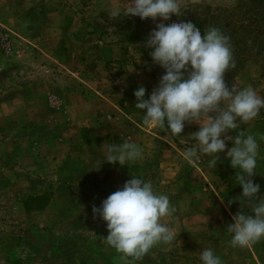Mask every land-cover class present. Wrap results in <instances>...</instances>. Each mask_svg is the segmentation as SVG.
Instances as JSON below:
<instances>
[{"label": "rangeland", "instance_id": "1", "mask_svg": "<svg viewBox=\"0 0 264 264\" xmlns=\"http://www.w3.org/2000/svg\"><path fill=\"white\" fill-rule=\"evenodd\" d=\"M125 2L127 0H120V4ZM180 3L183 15H173L169 21H164L165 24L179 22V18L184 21L218 18L231 24L232 28L244 27V32L239 31L244 37H248L246 32L249 30L262 36L264 43V0H180ZM7 8L1 9L7 13ZM107 11L105 14L99 12L101 18H93L94 28L110 32L112 40L121 43L122 47L131 48L133 56L125 61L107 63L95 52L88 59L87 69L81 66L80 61H65L67 68H75L78 75L86 74L88 81L97 80L98 85L91 87L87 82L88 85L76 88L69 111L57 95L47 91V88L44 92L42 88L44 93L40 96L45 95L47 108L54 113H48L49 110L39 103L31 108L30 118L12 120L15 123L0 120L3 130L0 133V264H121L120 254L104 241L108 236L106 223L98 215L94 218L92 209L93 206L100 207L104 199L125 183L121 181V170L111 172L112 176L108 178L104 175L103 168L108 162H104L101 147L104 143L128 140L139 144L145 156L142 162L133 165L131 171L125 172V178L127 175L131 178L140 175L151 182L159 194L167 195L177 208L173 219L162 220L177 234L172 244L158 245L159 252L167 256L159 259L152 249L138 264H164L171 258L173 264H181L177 260L180 256L189 264H200L199 254L204 248L213 249L222 264H264L258 258V245L233 248L229 243L231 237L224 230L232 224L225 217L226 189L217 176L218 172L224 171L221 167L225 162L230 164L224 158L225 154H221V161L217 162L215 169L207 166V157L189 164L183 159V151L193 142L190 136L199 130V125L186 123L181 136L164 141L160 137L165 133L145 127L142 113L135 109L133 93L138 86L146 88L147 99L164 74L160 66L152 63L151 49L144 46L150 31L161 22L160 19L154 22L151 18L141 20L129 16L114 21ZM8 12L13 13V10ZM8 17L5 14L1 18L6 25H0V32L9 36L13 52H0V64L7 60L19 62L26 59L21 49L26 39L21 36L29 34L28 26L24 22L7 23L10 20ZM235 20L241 23L238 21L237 24ZM211 22L215 24L213 20ZM61 43L66 45L64 40ZM44 61L46 69L36 73L32 71L33 75L29 71V78H40L48 85L55 82L53 75L58 72L52 71L55 67L53 63H47L45 58ZM1 74L7 75L4 70ZM3 78L5 75L0 76V79ZM225 82L229 88L250 85L264 97V50L261 56L248 60L244 70L235 78L225 79ZM95 91L101 97L120 95L121 113L116 115L121 117V134L110 132L112 129L108 126L111 124L103 122L102 113L106 114L107 105L84 110L74 100L83 96L95 102L101 98ZM93 112L98 113L99 120L95 119ZM83 115L88 116L87 119ZM63 117L72 119L66 122L70 123L69 129L64 125ZM99 121L103 123L96 124ZM73 126L75 129L71 131ZM241 130L264 133V110L256 120L242 124ZM91 131L93 134H89ZM227 147H231L230 141ZM92 150L98 154L96 158H91L89 151ZM261 150L264 153V143H261ZM261 164V170L258 169L252 179L260 185V194H264V162ZM231 171L230 179L236 175V170ZM228 173L223 172L224 175ZM105 178L109 181L106 182ZM240 190L232 197L235 212L241 211V205L235 201L242 193V188ZM261 241L264 243V240Z\"/></svg>", "mask_w": 264, "mask_h": 264}, {"label": "clouds", "instance_id": "2", "mask_svg": "<svg viewBox=\"0 0 264 264\" xmlns=\"http://www.w3.org/2000/svg\"><path fill=\"white\" fill-rule=\"evenodd\" d=\"M108 15L114 21L129 16L151 18L154 22L160 19L144 46L151 49L152 63L160 66L164 74L147 99L146 88L138 86L133 93L135 109L142 113L145 127L165 133L160 137L164 141L181 136L186 123L199 125V130L190 136L193 142L185 147L183 159L193 164L207 157V166L215 169L224 153L242 188L235 198L241 211L232 215L234 223L226 228L230 246L245 249L264 240V194L252 179L264 162V133L241 130L242 124L260 116L264 97L250 85L229 88L226 84L225 72L235 67L230 36L218 27H207L202 36L191 21L165 24L173 15H183L180 0H127L111 6ZM230 132L236 134L229 135ZM101 148L104 162L120 166L142 162L145 156L144 149L130 140L104 143ZM232 203L228 201L229 208ZM92 212L94 218L98 215L106 223L108 236L104 241L120 254L121 264H138L154 247L177 239L174 229L162 222L174 218L176 206L138 175L111 193L100 207L93 206ZM199 261L222 264L211 248L200 252Z\"/></svg>", "mask_w": 264, "mask_h": 264}, {"label": "crops", "instance_id": "3", "mask_svg": "<svg viewBox=\"0 0 264 264\" xmlns=\"http://www.w3.org/2000/svg\"><path fill=\"white\" fill-rule=\"evenodd\" d=\"M108 4L110 6L120 4V0H0V25H6L5 22H1V18H4V15L7 14L9 16L8 19H10L7 23L24 22L23 24L28 26L27 30L29 31L28 35L24 34L21 36L23 39H26V43L23 44L21 48L26 59L19 62L7 60V62L0 64V76L5 75V79H0V120L12 121L20 118H30L31 108L34 109L33 105H38L39 103L43 104V108L48 111L45 95L43 94L40 96L41 93L45 92V88H47V91H52L53 94L57 95L61 99L65 109L69 111L71 108V99H73V92H77L75 90L76 88L78 89L80 86L88 85L87 82H90L89 85H91V87L98 85L97 80L90 79V81H88L86 74L78 75L75 68H67L65 64L69 60H74L75 63L80 61L81 66L84 65L83 67L87 69L88 59H91L92 53L95 52L101 60L107 63L125 61L133 56L131 48L122 47L121 43L112 40L113 35L110 32L107 33L108 31H99L97 28H94L95 20L93 18H101L99 12L105 14L107 9L110 8L107 6ZM105 6L107 8L103 9ZM3 7H8V11L13 10V13L8 11L5 13V9H1ZM107 12H109V10ZM62 24H64L63 27ZM98 33L102 35L100 36ZM118 35L117 37L119 38L120 36ZM63 40L64 43H66L64 46L63 43H61ZM44 58L47 59V63L51 62L55 65L52 71L58 72V74L53 75L55 82L52 81V85H47L45 80L41 81L40 78L33 76L29 78V71L33 75L36 72L46 69V67L43 66L44 62H46ZM3 70L6 71L7 75H13L15 78L10 79L9 76L6 77V74H1ZM60 74L62 75L60 76ZM42 88H44V92H42ZM95 94L101 97L96 91ZM74 100L78 101L81 108L84 110L90 107H93L95 110L101 106L104 108V106L107 105L106 114L102 113L103 122H109L111 124V126H108L112 129L109 130L110 132L112 131L118 135L121 134V117L116 115L117 112L121 113L120 95L102 96L101 98H97L95 102L83 96H80L79 100L75 97ZM62 109L59 112H61ZM110 111L113 112L110 113ZM48 113L54 112L49 110ZM93 114L95 113L93 112ZM83 117L87 119L88 116L83 115ZM94 117L95 119L97 118L96 120H99L98 113L95 114ZM63 118H65L64 125L68 128L70 123L66 122H70L72 119L67 117ZM100 122L103 123L99 121V123L96 122V124H100ZM10 123L11 122H8V124ZM13 123H15V121ZM132 123L133 122L130 124L132 125ZM133 124L135 125V123ZM1 128L0 133H3ZM70 129L73 131L75 128L73 126V128ZM89 134H93V132L91 131ZM13 151L15 153V149ZM94 151L95 150L89 151L91 158H96L98 155L97 153L94 154ZM133 165L134 164L130 166H120L117 164L116 166L106 163L105 168H103L104 175L108 178L109 175L112 176L111 172L121 170V176L123 175L121 181L126 182L131 179V177L127 175L128 177L125 178V172L131 171L134 167ZM260 166H262V164ZM223 167H221V171L224 170V173H229L224 175L223 172H218L217 176L226 189L225 206L227 212H225V217L231 223H234L232 215L236 214L237 212L235 211L237 210L232 205L229 208L228 201L233 200L232 197H234L238 191H241V186L236 183L235 176L231 179L228 178L229 174L233 173L230 164L225 162ZM139 177L141 176L139 175ZM107 178H105L106 182L109 181ZM231 180H233V182H231ZM18 182L21 183L20 181ZM256 245H258L259 248L258 258L260 261L264 262V243L260 241ZM153 251L159 259L160 257L165 258L167 256L159 252L160 247L158 246L157 248L154 247ZM174 259L176 260V258ZM177 260H179L178 262H181V264H189V262L187 260L184 261L181 256L178 257ZM170 261L173 262V258L167 260L164 264H173Z\"/></svg>", "mask_w": 264, "mask_h": 264}, {"label": "trees", "instance_id": "4", "mask_svg": "<svg viewBox=\"0 0 264 264\" xmlns=\"http://www.w3.org/2000/svg\"><path fill=\"white\" fill-rule=\"evenodd\" d=\"M212 20L215 22V24L211 22ZM181 21L184 20H182V18H179V22ZM238 21L235 20L237 24ZM191 22L197 28L200 29L202 36L204 34V30L207 27H218L226 35L230 36L231 45L233 49V56L235 60V67L225 72L224 74L225 79L235 78L236 75H238L241 71L244 70L246 62L248 60H250L251 58H256L261 56L264 50L263 37L260 35H255L250 30L249 32L248 31L246 32V34H248V37L242 36L240 32H244L242 30H245V28L242 26H238V28H232L231 24H228L226 22H221L220 20H218V18H206L205 20H203V18H196L193 19V21ZM239 23H241V21H239ZM203 24L207 25V27H204ZM256 29L260 30L261 28H256Z\"/></svg>", "mask_w": 264, "mask_h": 264}, {"label": "built area", "instance_id": "5", "mask_svg": "<svg viewBox=\"0 0 264 264\" xmlns=\"http://www.w3.org/2000/svg\"><path fill=\"white\" fill-rule=\"evenodd\" d=\"M0 52L6 54L12 53V44L9 36L6 33L0 32Z\"/></svg>", "mask_w": 264, "mask_h": 264}]
</instances>
